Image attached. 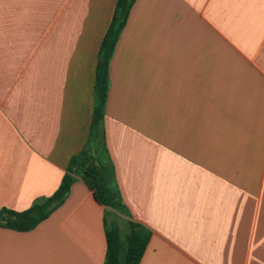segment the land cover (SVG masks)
<instances>
[{
  "label": "crops",
  "instance_id": "0c3cea01",
  "mask_svg": "<svg viewBox=\"0 0 264 264\" xmlns=\"http://www.w3.org/2000/svg\"><path fill=\"white\" fill-rule=\"evenodd\" d=\"M117 2L0 0V211L52 196L88 144ZM103 124L140 264H264V0H136ZM105 210L77 176L33 230L0 226V264H105Z\"/></svg>",
  "mask_w": 264,
  "mask_h": 264
},
{
  "label": "trees",
  "instance_id": "16d2710c",
  "mask_svg": "<svg viewBox=\"0 0 264 264\" xmlns=\"http://www.w3.org/2000/svg\"><path fill=\"white\" fill-rule=\"evenodd\" d=\"M135 1L118 0L112 24L102 42L97 66L92 132L85 149L71 159L59 188L52 196L36 201L22 212L7 208L0 211V226L20 232L33 230L65 202L76 177L80 176L93 192L96 201L106 209L108 251L105 264H140L150 239L149 230L131 219L120 196L103 124L110 62ZM120 220L124 221V229L119 225Z\"/></svg>",
  "mask_w": 264,
  "mask_h": 264
},
{
  "label": "rangeland",
  "instance_id": "374dc122",
  "mask_svg": "<svg viewBox=\"0 0 264 264\" xmlns=\"http://www.w3.org/2000/svg\"><path fill=\"white\" fill-rule=\"evenodd\" d=\"M119 225H120L121 229H124V225H125V224H124V221H123V220H120V221H119Z\"/></svg>",
  "mask_w": 264,
  "mask_h": 264
}]
</instances>
